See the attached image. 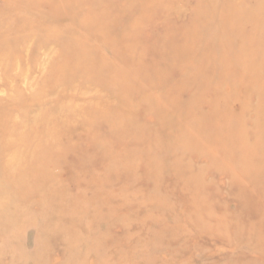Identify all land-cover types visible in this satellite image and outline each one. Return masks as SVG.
Returning a JSON list of instances; mask_svg holds the SVG:
<instances>
[{
	"label": "rangeland",
	"instance_id": "rangeland-1",
	"mask_svg": "<svg viewBox=\"0 0 264 264\" xmlns=\"http://www.w3.org/2000/svg\"><path fill=\"white\" fill-rule=\"evenodd\" d=\"M0 264H264V0H0Z\"/></svg>",
	"mask_w": 264,
	"mask_h": 264
}]
</instances>
